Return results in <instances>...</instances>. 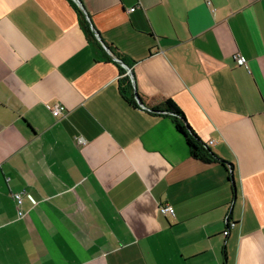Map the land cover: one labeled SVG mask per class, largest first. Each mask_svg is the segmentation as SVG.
Segmentation results:
<instances>
[{
	"label": "crops",
	"instance_id": "0c3cea01",
	"mask_svg": "<svg viewBox=\"0 0 264 264\" xmlns=\"http://www.w3.org/2000/svg\"><path fill=\"white\" fill-rule=\"evenodd\" d=\"M79 1L0 0V264H264V0Z\"/></svg>",
	"mask_w": 264,
	"mask_h": 264
},
{
	"label": "trees",
	"instance_id": "16d2710c",
	"mask_svg": "<svg viewBox=\"0 0 264 264\" xmlns=\"http://www.w3.org/2000/svg\"><path fill=\"white\" fill-rule=\"evenodd\" d=\"M81 15L83 16V19L84 17L86 18L83 12H81ZM87 29L89 30L91 37L96 40L95 35L92 32V30L90 31L89 28ZM116 58L119 59L117 56ZM120 61L123 62L122 60ZM125 65L130 67V65L128 64H125ZM120 86H121L122 94L124 98L127 100V102L131 105L137 106L138 103L136 101V95H139V94L135 90L132 79L126 76V71L123 68H121ZM141 100L144 104L145 103L144 99L141 98ZM146 109L149 110V112L156 114V115L166 113L171 116V118L174 120V123L176 125L178 132L185 138L187 142V146L189 148L191 157L201 162H204L206 164L221 163L223 165H227V162L221 161L210 150L209 146L206 143H204L202 140H200V138L196 135V133L191 128V126L188 124L183 112L179 109V107L173 100L168 99L158 106L147 107Z\"/></svg>",
	"mask_w": 264,
	"mask_h": 264
},
{
	"label": "built area",
	"instance_id": "2783aa9c",
	"mask_svg": "<svg viewBox=\"0 0 264 264\" xmlns=\"http://www.w3.org/2000/svg\"><path fill=\"white\" fill-rule=\"evenodd\" d=\"M75 2H77L76 0H74ZM136 8H132L131 12H135ZM96 40L98 38V36H95ZM119 63H121V61L119 59H117L116 57H114ZM234 61L239 65V66H244L246 65V60L240 55V54H236L234 55ZM125 69H126V75L131 77V69L127 66V65H122ZM49 111L52 113V115L57 118V119H64L66 118L67 114H68V110L60 105H53V106H48ZM77 141L79 144H84V140L82 138H77ZM213 142L210 143V145H212ZM28 196V194L26 193V191L22 192V193H18L14 195V199L17 202V211H18V216L19 218H23L24 217V212L22 211V205H23V201L24 198ZM160 213L163 216H170V217H175V209L173 208V206L166 204V205H161L160 208Z\"/></svg>",
	"mask_w": 264,
	"mask_h": 264
},
{
	"label": "water",
	"instance_id": "95a60500",
	"mask_svg": "<svg viewBox=\"0 0 264 264\" xmlns=\"http://www.w3.org/2000/svg\"><path fill=\"white\" fill-rule=\"evenodd\" d=\"M76 1L78 2L79 6L81 7L83 14L86 16L87 21L91 24V21H90L88 15H87V13L85 12V10H84V8H83L81 2H80L79 0H76ZM93 31L95 32V30H93ZM95 35H97L98 38H99V41H101V38L99 37V35H98L96 32H95ZM101 42H102V41H101ZM102 43H103V42H102ZM105 48L109 51V49H108L106 46H105ZM120 64H121V65H125V63H123V62H121ZM131 79H132V81H134L132 75H131ZM133 85H134V83H133ZM136 101L138 102L139 105L143 106V102H142V100H141V98H140L139 95H136Z\"/></svg>",
	"mask_w": 264,
	"mask_h": 264
}]
</instances>
